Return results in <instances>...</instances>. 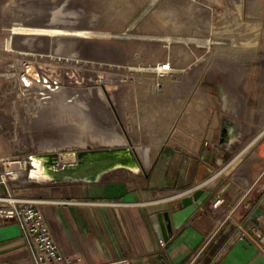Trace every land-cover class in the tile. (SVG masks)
Masks as SVG:
<instances>
[{
  "label": "rangeland",
  "instance_id": "374dc122",
  "mask_svg": "<svg viewBox=\"0 0 264 264\" xmlns=\"http://www.w3.org/2000/svg\"><path fill=\"white\" fill-rule=\"evenodd\" d=\"M16 23L85 33L12 35ZM25 69L53 87L26 89ZM209 120L236 133L207 153V179L236 158L264 172V0H0V152L27 169L71 145H126L145 172L166 145L192 150Z\"/></svg>",
  "mask_w": 264,
  "mask_h": 264
},
{
  "label": "crops",
  "instance_id": "0c3cea01",
  "mask_svg": "<svg viewBox=\"0 0 264 264\" xmlns=\"http://www.w3.org/2000/svg\"><path fill=\"white\" fill-rule=\"evenodd\" d=\"M234 133L232 126L221 133L209 120L192 150L182 152L166 145L147 171L116 173L118 169L93 182H39L31 174L40 172L38 160L31 156L26 173L29 170L27 175L36 183L24 174L13 181V192L37 202L55 241L72 264H113L124 259L130 264H222L238 240L255 244L245 232L264 235L263 171L256 166H233V189L216 190L214 182L201 185L209 179L211 168L203 141L229 148L235 143ZM250 171L254 173L251 177ZM211 185V197L167 242L159 240L151 218L158 212L177 210L178 200L196 186ZM218 194L227 205L216 214L209 204ZM258 208L262 213L252 219ZM255 245L264 251V246ZM0 264H34L14 223H0Z\"/></svg>",
  "mask_w": 264,
  "mask_h": 264
},
{
  "label": "water",
  "instance_id": "95a60500",
  "mask_svg": "<svg viewBox=\"0 0 264 264\" xmlns=\"http://www.w3.org/2000/svg\"><path fill=\"white\" fill-rule=\"evenodd\" d=\"M72 149L73 153L71 157L69 156L71 159L68 160H62V157L67 155L60 150L42 155L47 160L45 165L51 177L48 182L79 180L93 182L118 169L131 171L129 169L137 167L138 172L141 170L134 151L126 145H88L73 147ZM60 163L61 166H59ZM29 164L31 165L30 162ZM23 166L25 169L27 168L25 162ZM27 179L31 183L35 182L30 180L29 176ZM192 191L190 195L183 196L178 200L179 208L177 210L158 212L151 218L159 240L167 242L173 235V231L180 229L190 219L199 207L211 197L212 185L205 188L196 186ZM261 213L262 209L258 208L252 219L257 218ZM259 243L264 246V235ZM222 264H264V254L259 251L255 244L240 239L231 247Z\"/></svg>",
  "mask_w": 264,
  "mask_h": 264
},
{
  "label": "built area",
  "instance_id": "2783aa9c",
  "mask_svg": "<svg viewBox=\"0 0 264 264\" xmlns=\"http://www.w3.org/2000/svg\"><path fill=\"white\" fill-rule=\"evenodd\" d=\"M169 69L168 63H161L158 66L160 74L168 72ZM262 145L261 156L264 158V141ZM203 147L210 153L216 151L215 146H211L207 141H203ZM23 163L15 155L0 152V223H14L18 226L34 264H72L71 258L62 253L55 241L37 202L20 198L13 192V181L26 174L27 168L25 169ZM209 205L213 213L219 214L227 205V201L218 194ZM238 226L240 227L239 224ZM244 235L255 244L262 246L259 241L263 235L258 231H255V236H250L247 232ZM113 264L130 263L129 260L124 259Z\"/></svg>",
  "mask_w": 264,
  "mask_h": 264
},
{
  "label": "bare ground",
  "instance_id": "6f19581e",
  "mask_svg": "<svg viewBox=\"0 0 264 264\" xmlns=\"http://www.w3.org/2000/svg\"><path fill=\"white\" fill-rule=\"evenodd\" d=\"M58 20V17L57 16H53L52 18V23H55L56 21ZM16 27H13L11 29V34L12 35H32V36H38V35H45V36H72V37H76V36H83V34L85 33L84 31H79V30H66V29H56V28H27V27H23L22 24L20 23H16L15 24ZM12 37V36H11ZM10 37V38H11ZM33 71V70H32ZM35 72V71H34ZM28 73V74H27ZM20 83L26 87H29V88H32V87H36V88H39V89H45V88H49L46 81H42L40 80V85L38 86V81H36V75H34L32 72H31V69H25L24 71V74L22 76V78H20ZM53 86H50L49 89H51ZM55 87V86H54ZM23 88V87H22ZM57 90V89H56ZM23 91V90H22ZM29 92V91H28ZM49 92V90H48ZM50 92H54V90H50ZM56 92V91H55ZM26 93V91H25ZM39 93V92H38ZM45 94V93H44ZM36 98V97H35ZM40 98V97H39ZM43 99L45 98L46 100V96L45 97H42ZM48 99V98H47ZM50 99V98H49ZM50 101V100H49ZM77 104V103H76ZM86 142V141H85ZM84 142V143H85ZM81 143V142H80ZM87 143V142H86ZM75 144V143H74ZM78 144V143H77ZM103 145V144H102ZM79 147L78 145H71L70 146V151L68 152L65 148H61L59 149L60 151H63L64 154H66L67 156H63V160H68V159H71V154L73 153V147ZM91 146V145H90ZM98 146H101V145H98ZM108 146V145H107ZM111 146V145H110ZM112 146H119V145H112ZM68 148V147H66ZM67 151V152H66ZM70 156V157H69ZM238 159L239 158H236L235 160H233L229 167L228 168H224L222 170H220L219 172H217V174L213 175L212 177H210L206 182L202 183L201 185H207V184H210V183H213L214 182V179L216 178V176L222 174V173H225L228 171V169L232 168L234 165H236V163L238 162ZM33 160H38V171H40V175L39 173L34 170L31 174L32 176L34 177H37L38 181L39 182H48L51 180V177L50 175L48 174V170L46 168V159L42 156V155H39V156H35L33 157ZM33 165L36 166L37 163L34 161L33 162ZM132 172H138V168L137 167H133L131 169Z\"/></svg>",
  "mask_w": 264,
  "mask_h": 264
}]
</instances>
